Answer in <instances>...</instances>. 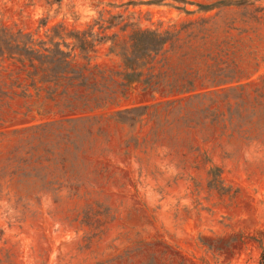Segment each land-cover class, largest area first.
Here are the masks:
<instances>
[{
	"label": "rangeland",
	"instance_id": "obj_1",
	"mask_svg": "<svg viewBox=\"0 0 264 264\" xmlns=\"http://www.w3.org/2000/svg\"><path fill=\"white\" fill-rule=\"evenodd\" d=\"M218 1L0 0V26L49 50L0 41V264L256 262L264 0L199 7ZM205 18L210 31L188 29ZM138 29L172 38L129 85L119 54L134 58Z\"/></svg>",
	"mask_w": 264,
	"mask_h": 264
},
{
	"label": "trees",
	"instance_id": "obj_2",
	"mask_svg": "<svg viewBox=\"0 0 264 264\" xmlns=\"http://www.w3.org/2000/svg\"><path fill=\"white\" fill-rule=\"evenodd\" d=\"M233 0H220L214 4L211 5H199V7L206 13L211 12L214 10L215 6L217 4L222 3H232ZM235 2V1H234ZM213 18V17H212ZM211 18H205L201 19L198 22H190L187 24L188 29H191L192 32L197 30L199 33H204L210 31L211 27L209 25V21ZM17 35H14L7 31L6 28L0 26V37L6 38L7 40H0L5 45V47L8 49L6 50L8 53L15 51L12 53V56L17 55L19 58L22 56H27L32 59H46L49 55L45 54L46 52H49L47 48H45L44 52L42 53L40 50L34 48V44L32 40L28 43H22L15 40V37ZM172 38V32L165 31L164 33L159 32L158 30H141L138 29L134 31L133 35L131 36L133 51L136 53L134 58H131L127 54H119L120 57L123 60L124 68L127 71H130V73H126V78H133L135 77L136 80L140 79L143 76V69L145 67H148L147 70L153 69V66L150 65V61L147 60V58H150L151 54H157L161 49H163L167 43L171 41ZM80 41L83 44H86V40L84 38H81ZM87 45H80L78 46L80 48V52L86 53L88 52ZM0 53L3 54L4 50H0ZM54 53L58 56H60L57 61L59 64H64L67 61L65 58L69 57L70 54H66L61 49H57L54 51ZM11 55V54H10ZM118 55V54H116ZM13 58V57H12ZM85 58V57H84ZM143 62V63H142ZM138 63H142L140 66H137ZM68 66L71 65L70 63H67ZM77 67L72 68V70L75 73H79L80 77L84 80L85 83H88L90 81V76L83 73L84 68H79V72L76 71ZM151 71H148L147 75L150 74ZM91 75V74H90ZM153 77V75H151ZM129 81V85H132L138 81L136 80ZM148 85H152V82L149 80V78L146 80ZM192 86L194 85V82L192 81ZM154 85H157V82L154 83ZM187 87V86H186ZM188 89V87H187ZM188 90L187 92H189ZM258 247L261 249V252L259 253V256L254 264H264V245L261 241H258Z\"/></svg>",
	"mask_w": 264,
	"mask_h": 264
},
{
	"label": "clouds",
	"instance_id": "obj_3",
	"mask_svg": "<svg viewBox=\"0 0 264 264\" xmlns=\"http://www.w3.org/2000/svg\"><path fill=\"white\" fill-rule=\"evenodd\" d=\"M257 2H258V4H260V3L262 2V0H257ZM78 10H79V9H78ZM96 14H97V13H96L95 10L89 8L88 11H87V13H86L85 15L82 16V22H88L91 18L96 17ZM163 151H167V149H164ZM244 157H245V159H247L249 162H253V160H254V157H253V155H252L250 152H245V153H244ZM256 159H258V157H257ZM172 171H173V172L176 171V169H175V165H172ZM181 204H182V206H188V207H191V202L188 201V200L182 201ZM176 234H177V236H180V235H181V233H179V232H177Z\"/></svg>",
	"mask_w": 264,
	"mask_h": 264
}]
</instances>
